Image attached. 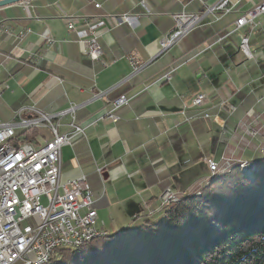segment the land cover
I'll return each mask as SVG.
<instances>
[{"label":"crops","instance_id":"crops-1","mask_svg":"<svg viewBox=\"0 0 264 264\" xmlns=\"http://www.w3.org/2000/svg\"><path fill=\"white\" fill-rule=\"evenodd\" d=\"M220 1L25 0L0 7V123L21 109L30 116L32 108L58 113L80 105L86 134L62 148L61 179L87 177L98 226L110 233L128 227L137 210L162 209L168 187L187 196L205 186L206 158L220 160L227 151L231 160H248L236 134L253 130L264 114V18L240 28L236 20L262 0H230L229 12L207 13L181 41L162 44L174 15L204 13ZM122 14L137 19L119 24ZM69 17L78 29L92 26L105 66L87 55ZM250 31L248 59L240 41ZM132 59L141 65L136 72ZM121 94L130 103L114 122L106 112ZM200 94L205 99L195 105ZM70 120L61 119V133ZM51 137L41 128L34 141Z\"/></svg>","mask_w":264,"mask_h":264},{"label":"built area","instance_id":"built-area-1","mask_svg":"<svg viewBox=\"0 0 264 264\" xmlns=\"http://www.w3.org/2000/svg\"><path fill=\"white\" fill-rule=\"evenodd\" d=\"M229 1L221 0L204 13L174 15L175 28L163 40V46L168 48L181 41L205 14L229 12ZM258 16L264 18V0L238 17L236 25L240 28L253 24ZM136 19L129 14L116 16L119 24H132ZM75 20V17L68 18V28L78 31L79 41L87 55L105 66L103 50L92 26L78 29ZM250 33H245L240 41V49L248 59L254 56L250 48ZM131 64L134 72L141 68L134 59ZM165 78L169 80L171 73H167ZM204 99L205 94H200L194 99V104L200 105ZM129 103L130 98L126 94L119 95L111 101L106 115L118 122V111ZM79 107L78 104H71L58 113L32 108L30 116L24 115V109H21L12 121L0 123V264H13L18 260L26 264L29 257L53 255L55 243H77L88 232L101 229L96 225L97 212L92 205L91 188L86 176L65 182L61 180L62 148L86 134L85 128L77 121ZM67 115L71 118L68 130L61 133V119ZM29 122H37V129H29ZM18 128L22 133H18ZM41 128L50 130L52 137L37 144L34 141L37 135L28 134ZM208 161L215 166V161ZM163 198L167 203L176 195L168 190ZM70 220L72 226L67 228Z\"/></svg>","mask_w":264,"mask_h":264},{"label":"trees","instance_id":"trees-1","mask_svg":"<svg viewBox=\"0 0 264 264\" xmlns=\"http://www.w3.org/2000/svg\"><path fill=\"white\" fill-rule=\"evenodd\" d=\"M250 158L255 181L235 167L158 220L138 214L121 232L56 248L45 264H264V152Z\"/></svg>","mask_w":264,"mask_h":264},{"label":"rangeland","instance_id":"rangeland-1","mask_svg":"<svg viewBox=\"0 0 264 264\" xmlns=\"http://www.w3.org/2000/svg\"><path fill=\"white\" fill-rule=\"evenodd\" d=\"M255 124H256V127L253 130H251V129L247 130L245 127L244 129L243 128L240 129L239 130L240 132H238L236 134V136H238V139L241 140V144H240V146L242 147L241 152L245 156H247L250 159V161L249 160H242V161L231 160V158L228 156V153H226L227 151L221 157L220 160L213 159V161L216 162L215 166L212 163H210L208 160H206L210 173H209L208 180H206L208 183H206L205 186H207L213 180L221 178V177L225 176L226 174L230 173L232 171V169H234L235 167H238L240 169L241 175H243V177L246 180L255 181V176H256V172L258 171V167L254 163L251 162L250 157L255 152L254 151L255 149L258 151L264 152V114L259 119L258 122H255ZM253 142H255V143H253ZM213 166L215 167L214 169H212ZM205 186H201L197 192H192V194H190V196L191 195H199L201 190ZM183 197H185V196H182V194L177 193L176 198L168 201L166 204H163L164 206H162V207L164 208L165 206H168L172 202L180 200ZM157 210L159 212L157 211L156 213H163L164 212L162 209H157ZM156 213H154V214H156ZM154 214H152V215H154ZM132 219L134 220V217H132ZM152 219H154V218L152 217ZM123 230L116 229L115 232L117 233V232H121ZM110 232H112V230H108L105 236L111 234ZM99 237H101V236H99ZM96 238H98V236ZM88 241H90V240H88ZM43 264H45V262Z\"/></svg>","mask_w":264,"mask_h":264},{"label":"bare ground","instance_id":"bare-ground-1","mask_svg":"<svg viewBox=\"0 0 264 264\" xmlns=\"http://www.w3.org/2000/svg\"><path fill=\"white\" fill-rule=\"evenodd\" d=\"M29 128H37V122H29ZM107 233L104 229H96L93 232H88L87 235H85V238L80 239L79 242H59L55 243V249L58 247H78L82 243L91 240L93 238H96L97 236H102ZM52 255H41V256H34L29 257L26 261V264H43L44 262H48Z\"/></svg>","mask_w":264,"mask_h":264},{"label":"water","instance_id":"water-1","mask_svg":"<svg viewBox=\"0 0 264 264\" xmlns=\"http://www.w3.org/2000/svg\"><path fill=\"white\" fill-rule=\"evenodd\" d=\"M20 1H25V0H0V7H3V6H6V5H9V4H12V3H16V2H20ZM208 116H209V114H208ZM225 153H223V155H224ZM222 155V156H223ZM229 156V155H228ZM209 159H211V160H213L214 158H206V160H209ZM99 170H102L101 168H99ZM61 172H62V170H61ZM82 176V175H81ZM78 177H80V176H78ZM78 177H76V178H78ZM87 178V177H86ZM72 179H75V178H72ZM62 180V179H61ZM68 180H70V179H68ZM68 180H66V181H68ZM88 181V180H87ZM63 182H65V181H63ZM89 183V182H88ZM90 185V184H89ZM91 188V187H90ZM168 190H170V191H173L174 193H175V195L178 193V192H176L174 189H172L171 187H168L167 189H165L164 191H163V193H162V195L160 196V202H161V206H164L163 204H166V203H164V195L168 192ZM181 194V193H180ZM91 197H92V201H93V208L96 210V212H97V215H96V218H95V221H96V225H97V227L98 228H101V227H99L98 226V210H97V208L96 207H94V199H93V196H92V190H91ZM143 210L142 209H140V210H137L136 211V213H135V215H134V217H136L138 214H140L141 212H142ZM158 210L157 209H149V212H148V214H154V212L156 213ZM72 226V222H71V220L67 223V228L69 227H71ZM101 229H103V228H101ZM104 230H106V229H104ZM106 231H108V230H106ZM54 253V252H53ZM13 264H21V261H16L15 263H13Z\"/></svg>","mask_w":264,"mask_h":264}]
</instances>
